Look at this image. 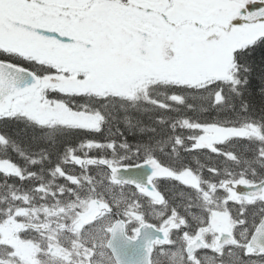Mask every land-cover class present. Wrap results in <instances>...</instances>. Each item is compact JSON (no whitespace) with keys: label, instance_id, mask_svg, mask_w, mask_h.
<instances>
[{"label":"snow or ice","instance_id":"6c2138e0","mask_svg":"<svg viewBox=\"0 0 264 264\" xmlns=\"http://www.w3.org/2000/svg\"><path fill=\"white\" fill-rule=\"evenodd\" d=\"M0 264H264V0H0Z\"/></svg>","mask_w":264,"mask_h":264},{"label":"trees","instance_id":"16d2710c","mask_svg":"<svg viewBox=\"0 0 264 264\" xmlns=\"http://www.w3.org/2000/svg\"><path fill=\"white\" fill-rule=\"evenodd\" d=\"M130 142H134V141H131V140H130ZM162 186H163V184H162Z\"/></svg>","mask_w":264,"mask_h":264}]
</instances>
